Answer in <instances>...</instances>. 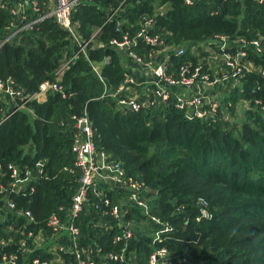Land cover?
Returning a JSON list of instances; mask_svg holds the SVG:
<instances>
[{
    "label": "trees",
    "instance_id": "obj_1",
    "mask_svg": "<svg viewBox=\"0 0 264 264\" xmlns=\"http://www.w3.org/2000/svg\"><path fill=\"white\" fill-rule=\"evenodd\" d=\"M45 13L29 9L27 22ZM143 16L153 18V32L163 41L155 51L139 43L134 51L144 61L167 47L184 50L180 57L172 55L167 73L176 74L180 65L190 63L202 62L207 69V54L198 52L215 36L260 42L261 53L248 51L252 72L221 90L217 121L185 118L173 97L167 102L157 99L138 112L119 106L125 94L115 92L126 79L125 60L110 42L122 32L134 34ZM9 20V13L2 11L0 44L11 34ZM70 20L75 39L90 41L84 54L75 56L77 41L53 17L0 46V80L10 78L23 96L38 92L42 82H55L61 66L69 62L59 81L64 97L47 93L43 102L31 100L16 111L0 100V119L10 114L0 124V164L32 172L37 162L43 165L33 190L9 195L16 206L13 212L0 196V237L13 239L3 252L16 256L14 264L53 258L48 252L52 239L38 247L26 234L41 231L49 236L48 217L59 208L66 212L70 205L80 177L72 152V116L86 113L96 149L144 184L149 212L130 207L136 223L146 225L126 245L125 262L112 261L108 256L120 254L124 247L112 243L121 231L103 213L106 209L95 208L98 201L90 196L77 222L78 247L94 264H147L153 249L162 247L207 264H264V7L243 0L192 5L183 0H79ZM238 108L240 114L234 112ZM224 114L231 120L224 121ZM108 196L115 202L114 193ZM198 198L207 201L211 220L197 221ZM25 210L32 213L34 224L17 214ZM163 224L167 240L153 245L149 233L162 230ZM67 237H62L65 250L60 256L65 264H74ZM20 239L26 240V247L20 246Z\"/></svg>",
    "mask_w": 264,
    "mask_h": 264
},
{
    "label": "built area",
    "instance_id": "obj_2",
    "mask_svg": "<svg viewBox=\"0 0 264 264\" xmlns=\"http://www.w3.org/2000/svg\"><path fill=\"white\" fill-rule=\"evenodd\" d=\"M183 1L186 5H192L203 0ZM243 1H253L264 7V0ZM78 2L79 0H0V14L2 11H7L11 16L7 26L11 32L8 39L22 30H30L35 23L48 17H53L56 24L68 30L73 39H75L70 16ZM29 9L34 13H39L41 10L46 13L32 22H27ZM153 31V18L143 16L139 28L134 34L122 32L120 39H112L110 42L117 52H121V55H125L132 60L134 64L132 67L144 74V80L149 87L147 95L139 96L133 89L137 83L132 77L126 75L124 83L115 92L125 94L118 99L119 106L131 112H138L143 108L154 105L157 99L161 102H167L173 97L175 108L183 112L185 118L217 121L220 117L222 106L221 90L226 88L227 82L231 80L237 81L238 78H242L245 74L252 72L253 65L248 60V51L261 53L260 42L258 40L247 41L246 39L231 41L227 36H215L207 45H201V47L214 48L213 58L217 60L216 65L210 64V69L208 67L204 69L202 62L196 65L191 63L182 64L178 67L175 74L167 73V69L172 68L171 58L166 53H163L168 47L161 51L153 52L154 54L152 53L148 61H144L135 53L134 49L139 46V43H143L152 50L163 44L160 37ZM89 43V40L85 42L77 41L78 51L75 56L79 53L84 54L85 48ZM159 53L161 54L159 55ZM183 54L184 50L182 47L179 50L175 48L174 56L180 57ZM158 56H162V58L159 59ZM68 63L66 62L61 66L57 72L55 82H42L38 92L30 96H23L19 91H16L10 78L0 80V100L10 106H14V111H16L23 108L31 100L39 101L41 96L46 97L47 93L63 94L64 90L59 81ZM93 70L100 81L103 82V79L99 76L97 66L93 67ZM211 70H215L216 77L209 73ZM8 99L11 101L9 102ZM9 115L1 118L0 124ZM221 118L224 121L231 120L228 114L222 115ZM72 122L74 130L72 143V152L75 156L74 166L80 171L78 186L70 198V205L66 212L59 208L57 213H52L48 217L46 227L50 230L49 236H43L41 231L36 234H33L32 231L26 234V237L32 240V245L38 247L44 245L49 239L53 240L48 248V252L51 253L53 258L50 261H41L35 258L31 264H65L60 256V253L65 250L62 238L65 235L68 236L69 254L73 257L74 264H94L86 255L85 250L78 247L79 228L77 222L84 206L89 202L90 196H93L98 201L95 204V208L106 209L103 213L108 215L114 221V226L121 231L120 234L113 237L112 243L121 242L124 247L120 254H110L108 256L109 259L121 261V263L125 262L126 245L134 237L135 233H140L142 227L146 225L136 223L130 207L133 205L141 208L145 215L149 216L148 200L143 196L144 184L134 180L132 177H128L120 162L112 160L108 155L96 149L93 142L94 131L86 113L80 116H72ZM42 166V163L37 162L32 172L28 167L21 168L13 163H9L5 167L0 164V196L5 200L6 209L13 212L16 207L15 203L9 199L10 194H21L33 190L32 183L42 174ZM109 193L115 194V202L111 201L108 196ZM197 204L199 207L197 221L211 220L213 215L209 211L207 201L203 198H198ZM17 214L24 218L28 224L35 223L29 210L18 211ZM2 217L4 216H2V208L0 207V220ZM150 218L156 224L158 223V219L155 216H150ZM163 227L162 230H155L153 234L149 233L152 236L153 245L167 240V237L162 235L167 233L168 227L166 224H163ZM11 243H13L11 237H0V264H14L16 256L7 254L2 250ZM19 244L22 247L27 246L25 239H20ZM27 251L28 249H24L23 253ZM146 262L147 264H207L187 256L171 254L165 247L153 249Z\"/></svg>",
    "mask_w": 264,
    "mask_h": 264
},
{
    "label": "crops",
    "instance_id": "obj_3",
    "mask_svg": "<svg viewBox=\"0 0 264 264\" xmlns=\"http://www.w3.org/2000/svg\"><path fill=\"white\" fill-rule=\"evenodd\" d=\"M174 50H175V48L168 47L163 53H166L167 56H169L171 58L172 55H174ZM118 53L121 55V52H118ZM122 57L125 60L124 68H125L126 75L132 77L135 80V83H137L136 87L141 89L142 93H139L138 95L139 96L147 95L148 94L147 91L149 90L148 89L149 87H148V83H146L144 80V77H143L144 74L141 71H138L136 68L132 67V65H134V64L132 63V60L129 57H127L125 55H122ZM158 57H159V59L162 58V56H158ZM133 89H134V91H138L135 89V87ZM45 98L46 97L41 96L39 98V102H43L45 100Z\"/></svg>",
    "mask_w": 264,
    "mask_h": 264
},
{
    "label": "rangeland",
    "instance_id": "obj_4",
    "mask_svg": "<svg viewBox=\"0 0 264 264\" xmlns=\"http://www.w3.org/2000/svg\"><path fill=\"white\" fill-rule=\"evenodd\" d=\"M212 48H213V47H212ZM198 53H201V54H207V56H206V63L208 64V68H209V69H210V67H209L210 64H211V65H216L217 60H215V59L213 58V57H214V53H215L214 48H213V49H208L206 46H204L203 48H201V50H200ZM160 54H161V53H159V55H160ZM217 56H218V55H217ZM215 69H216V68H215ZM211 71H212V75H213L214 77H216L217 74H216L215 70H211ZM209 72H210V71H209ZM135 89L138 90V91H135L137 94L142 93L140 88L135 87ZM8 101L10 102L11 100L8 99ZM239 109H240V108H238V109L235 110L234 112L237 113V114H240V113H238V112H239Z\"/></svg>",
    "mask_w": 264,
    "mask_h": 264
},
{
    "label": "water",
    "instance_id": "obj_5",
    "mask_svg": "<svg viewBox=\"0 0 264 264\" xmlns=\"http://www.w3.org/2000/svg\"><path fill=\"white\" fill-rule=\"evenodd\" d=\"M178 50L180 49V47L177 48ZM264 76V73L262 74Z\"/></svg>",
    "mask_w": 264,
    "mask_h": 264
}]
</instances>
